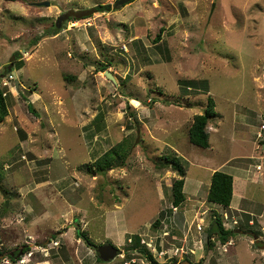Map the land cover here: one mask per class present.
I'll list each match as a JSON object with an SVG mask.
<instances>
[{"label":"rangeland","instance_id":"374dc122","mask_svg":"<svg viewBox=\"0 0 264 264\" xmlns=\"http://www.w3.org/2000/svg\"><path fill=\"white\" fill-rule=\"evenodd\" d=\"M118 2L0 0V90L9 113L0 123V264H34L58 245L63 256L78 257L89 247L79 230L97 248L122 252L103 262L91 247L84 256L92 264H152L148 253L171 264L190 257L192 237L202 261L214 215L226 230L249 233L231 238L237 264H264V230L255 229L264 218L252 228L240 213L264 210V0ZM99 6L108 10L69 21ZM187 81L198 84L185 92ZM210 98L216 115L204 149L190 143L189 129ZM118 145L124 164L94 168ZM247 154L262 168L249 177L244 200L236 194L231 209L209 203L213 173ZM167 158L180 159L187 173L179 208H172L179 176ZM202 213L207 228L199 233ZM211 242L221 252L218 238Z\"/></svg>","mask_w":264,"mask_h":264},{"label":"trees","instance_id":"16d2710c","mask_svg":"<svg viewBox=\"0 0 264 264\" xmlns=\"http://www.w3.org/2000/svg\"><path fill=\"white\" fill-rule=\"evenodd\" d=\"M6 2H17L19 0H4ZM108 10V6H99L95 7L92 9H88L85 11H80V12H74L73 17L69 18V21H78V20H85L92 18L94 13L96 12H106ZM60 31L56 30L53 31L51 36H56L58 35ZM160 41V36L157 37L155 42ZM35 42V44H37ZM106 65L101 64V70L100 71H106ZM188 83L186 84L185 92H188L189 90H192V87H195L198 82L196 81H187ZM208 91V90H207ZM206 91V92H207ZM32 104H29V109L32 113H35L36 116L38 114L34 110ZM216 105L213 99H209L207 107L205 109V112L200 115H195L193 118L192 125L189 129V141L191 144L207 149L210 147V142H209V133H208V126L216 115L215 111ZM8 105L6 104V100L4 98L3 92L0 90V123L8 116ZM102 115H100L98 118H101ZM122 151L121 146H115L108 152L104 153L103 156L98 158L94 162V168H97L100 172H105L106 170H109L114 167L115 165V160L120 162L121 164L123 163L122 157L117 156L120 152ZM168 162H171V168L178 173L179 179H176L173 182V187H172V208H179L181 207L185 201H186V194L184 192L185 188V182H186V177L187 173L184 167L182 166L180 159H169L167 158ZM125 163V162H124ZM123 163V164H124ZM233 177L227 173H224L222 171H215L212 175L211 178V184L210 188L208 191L207 195V200L209 203L219 205L223 208H230L233 202L234 198V190H233ZM170 212H173L172 210ZM214 220L212 221L210 228H209V233H208V240H209V245L211 244V240L214 237H217L218 240L224 245L227 244L232 236L236 234H244L247 233L246 231L242 229H233V230H226L223 227V223L218 215H214ZM160 225V220L158 219L155 223L154 226L157 227ZM79 235L80 238H84L87 244L90 247L96 248L97 247L90 241V239L87 237V235L79 230ZM52 238H57L56 235H53ZM259 242H256V244ZM141 244V239L138 237L134 238V248L136 246H139ZM141 246V245H140ZM28 248H25L21 255L27 253ZM4 252L0 251V256L3 255ZM20 253L15 251L12 256H9V258L16 263L21 257ZM98 260H100L99 255L97 253ZM147 257L151 261L152 264H159L154 258L152 253H148ZM198 264H202L200 261Z\"/></svg>","mask_w":264,"mask_h":264},{"label":"crops","instance_id":"0c3cea01","mask_svg":"<svg viewBox=\"0 0 264 264\" xmlns=\"http://www.w3.org/2000/svg\"><path fill=\"white\" fill-rule=\"evenodd\" d=\"M262 126H264V125H262ZM242 144L243 145L246 144L245 140L244 141L242 140ZM261 146L264 149V144L261 145ZM254 152H255V149L253 148L249 154H254ZM249 154H247L246 157H243V158L241 157L244 160H242L240 162L231 164V162L234 159H229L222 166V168L226 169L224 173H227V174H229V175H231L233 177V180H234V182H233L234 196L236 194H238V196H239V198L241 200H244V196H245V194H244L245 192L244 191H246V187L245 186H247L248 182H250L249 181L250 180L249 177H251V175L254 174V172H255V174H254L255 177H257L256 175H257L258 172L256 171V168L261 165L260 164L261 162L259 163V165H257V164L254 165V163H257L258 160H254L255 159V155H250L249 156ZM263 158H264V156H263ZM248 161H249V163H248ZM252 167L255 168V169L251 170ZM260 167L262 168V166H260ZM224 169H222V170H224ZM185 184H186V182H185ZM217 206L221 207L219 205H217ZM231 208H233V204L230 207V209ZM240 213H243V214H246V215L249 216L250 221H249L248 224L252 228H253V226H256V224H258L257 221H255L256 217H258L259 220L264 218V210L261 213H257V214H255L256 212H253L251 210H246V211L245 210H240ZM238 224H239V222H237L236 225H238ZM261 225H262L261 228H255V229L264 230V227H263L264 223H261ZM244 234L248 235L249 233H244ZM196 239H197L196 237H192L188 241V244L185 245L186 249H188L189 251L191 250L190 251L191 252L190 253L191 254L190 257L187 256L186 258L181 259V260L180 259H178V260L175 259L173 261L174 263H171V264H181V263H183L185 261H190L193 264H198L200 261L198 260V257L196 256L195 253H196V251H198L199 254H200L199 250H200V248H203V247H202V245L201 246L199 245V242H197ZM232 239L227 244H224V245L218 240V242L221 245V247L219 248L221 252H219L218 254H216V252L213 251V248H210L212 246L208 244V249L209 250L204 252L203 255L201 253V255L205 256V257H201V255H200V257L202 258V259H200V260H202L201 261L202 264H237V261H238L237 255L230 254L231 253V249L228 248L229 246L232 247L233 244H234L232 242L233 241ZM212 240H214V238ZM254 241L255 240H250V243H248V244L252 246ZM76 243L79 244L78 246H81V244H83L80 239L76 240ZM58 247H59L58 250L56 252H54L51 256L49 255V253L47 254L48 251L45 252L44 256L46 258L43 259V260H37V261L34 262V264H58L59 261L61 262V264H86V262H87V264H92L91 262H89L87 257L84 256L85 253H86V250L93 251L90 246L88 248L86 247V249L85 248H79V251H81L80 256H79V254H76L78 257L72 256V257H69V259H68L67 256H63L64 255V253H62L63 251H59V249L61 250V248H62L61 245H58ZM227 248L230 249V252H229V250ZM68 249H70V247H68ZM224 250H228V252H226ZM213 256H215V258H213ZM89 258H91V257H89ZM255 262H256V259H254V263ZM159 263H160V261H159ZM133 264H135V263H133ZM162 264H163V262H162Z\"/></svg>","mask_w":264,"mask_h":264},{"label":"water","instance_id":"95a60500","mask_svg":"<svg viewBox=\"0 0 264 264\" xmlns=\"http://www.w3.org/2000/svg\"><path fill=\"white\" fill-rule=\"evenodd\" d=\"M133 1H136V0H119V4H122V5H127ZM66 18V16L64 17H60L58 19V22H57V27L59 28L61 26V22ZM106 76L112 80V81H116L114 76L110 73V72H105ZM19 87V84L17 83V89ZM79 225V224H77ZM254 239L258 242V237L257 236H254ZM261 249H264V244L262 245ZM97 253L99 255V258L101 261L103 262H110L112 260H114L117 256L119 255H122V252L119 251L118 248H116L114 245L112 244H108V245H102L100 247L97 248ZM12 256V254H11ZM0 258H5V256H0ZM181 264H193L191 263L190 261H185Z\"/></svg>","mask_w":264,"mask_h":264},{"label":"built area","instance_id":"2783aa9c","mask_svg":"<svg viewBox=\"0 0 264 264\" xmlns=\"http://www.w3.org/2000/svg\"><path fill=\"white\" fill-rule=\"evenodd\" d=\"M124 49L126 50V46H124ZM10 79H14V76L13 75H11L10 76ZM261 130H264V126H262L261 127ZM262 137V134L261 133H259L258 134V138H261ZM258 169L260 168V166L259 167H257ZM225 217H226V219L228 218L227 217V215H225ZM196 218V217H195ZM199 220H200V223H197V231L199 232V233H201V232H203L207 227H206V213H202L201 214V216H200V218H199ZM234 224L236 225L237 224V221H235L234 222ZM191 228V227H190ZM188 233H190L191 234V230H189V232ZM142 244H144V242H142ZM149 246V245H148ZM177 253L175 254V256L179 253L178 252V250L176 251ZM162 256H165L167 253L166 252H161L160 253ZM183 254V253H182ZM131 263H135V261H130V262H128L127 264H131Z\"/></svg>","mask_w":264,"mask_h":264}]
</instances>
